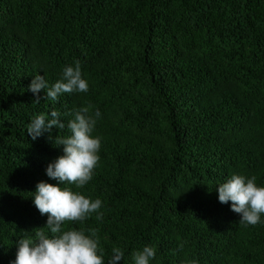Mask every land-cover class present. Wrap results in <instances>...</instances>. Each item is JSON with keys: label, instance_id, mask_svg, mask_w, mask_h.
<instances>
[{"label": "trees", "instance_id": "trees-1", "mask_svg": "<svg viewBox=\"0 0 264 264\" xmlns=\"http://www.w3.org/2000/svg\"><path fill=\"white\" fill-rule=\"evenodd\" d=\"M76 61L89 91L35 104L32 79L51 87ZM87 105L100 161L67 186L103 219L66 227L97 229L104 264L145 246L150 264H264V215L241 224L216 189L233 174L264 187V0H0V264L46 227L33 194L66 187L46 174L64 154L54 137ZM53 110L65 129L33 141L31 120Z\"/></svg>", "mask_w": 264, "mask_h": 264}, {"label": "clouds", "instance_id": "clouds-1", "mask_svg": "<svg viewBox=\"0 0 264 264\" xmlns=\"http://www.w3.org/2000/svg\"><path fill=\"white\" fill-rule=\"evenodd\" d=\"M46 91V100L58 101L64 94L87 93L88 82L83 78L79 61L75 67L66 66L62 78L49 87L45 76L36 75L29 85L28 91L36 94L35 104L40 103L39 93ZM91 105L84 106L65 115L74 116L68 124L69 135L54 137L55 145H60L63 155L49 164L46 174L60 185L54 186L40 182L33 194V202L41 215L48 217L46 227L33 231L35 236L20 239L17 242V254L13 264H104L103 249L99 247L100 239L97 229L77 230L68 228L71 223H83L96 214L102 220V201H94L73 191L67 185L83 189L92 179L97 168L101 149V139L94 137L97 119L100 112H91ZM51 119L40 114L28 125L27 134L33 141L51 134L53 129L62 131L65 124L61 122L59 111L51 112ZM53 139V137H49ZM218 199L222 204L231 202V210L240 216V223L255 226L264 215V187L257 186L256 177L247 178L233 174L217 188ZM47 230V231H46ZM156 256L153 246H145L142 251L132 253L134 264H150ZM124 251L120 247L112 248L108 264H120Z\"/></svg>", "mask_w": 264, "mask_h": 264}]
</instances>
